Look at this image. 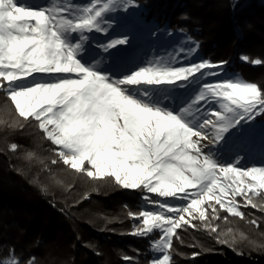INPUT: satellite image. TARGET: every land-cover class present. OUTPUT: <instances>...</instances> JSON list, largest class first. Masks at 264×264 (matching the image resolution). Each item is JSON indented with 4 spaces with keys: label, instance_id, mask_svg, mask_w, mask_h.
I'll use <instances>...</instances> for the list:
<instances>
[{
    "label": "snow or ice",
    "instance_id": "obj_1",
    "mask_svg": "<svg viewBox=\"0 0 264 264\" xmlns=\"http://www.w3.org/2000/svg\"><path fill=\"white\" fill-rule=\"evenodd\" d=\"M139 7L136 0H88L82 8L74 2L34 8L0 0V93L20 118L36 122L64 165L139 190L150 207L128 213L140 221L131 234L149 238L162 254L151 264H171L177 228L197 227L198 219L215 232L210 219H220L217 205L243 218L236 197H243L245 207H257L253 197L264 196V166L218 159L231 129L264 115V92L255 83L222 78L226 62L177 67L156 60L124 75L119 53L138 38V21L129 17ZM119 12L127 15H112ZM186 82L198 84L199 91L178 113L145 87ZM154 233L159 239H152ZM12 256V264H24Z\"/></svg>",
    "mask_w": 264,
    "mask_h": 264
},
{
    "label": "trees",
    "instance_id": "obj_2",
    "mask_svg": "<svg viewBox=\"0 0 264 264\" xmlns=\"http://www.w3.org/2000/svg\"><path fill=\"white\" fill-rule=\"evenodd\" d=\"M136 2L147 21L189 35L198 45L195 56L226 62V73L264 92V0ZM243 56L262 63L245 62ZM259 120L264 122V115ZM56 148L0 93V259L12 264L14 253L24 264L30 258L36 264H151L149 238L131 234L135 221L128 213L143 210L139 193L114 179L76 173L59 160ZM245 148L264 161V144ZM236 198L243 218L217 205L220 219L210 225L219 233L204 230L200 221L176 229L171 264H264V196L253 197L257 207ZM194 231L198 238L188 240ZM158 238L154 233L152 239Z\"/></svg>",
    "mask_w": 264,
    "mask_h": 264
},
{
    "label": "rangeland",
    "instance_id": "obj_3",
    "mask_svg": "<svg viewBox=\"0 0 264 264\" xmlns=\"http://www.w3.org/2000/svg\"><path fill=\"white\" fill-rule=\"evenodd\" d=\"M18 2L34 8L41 6L51 8L58 5H68L73 2L76 4L77 8H82L88 5V0H18ZM131 11L132 13L129 19L138 21L135 24V32L138 33V38L136 35H134L132 44L119 53V55H121L125 60L124 75L131 74V72L138 70L139 67L148 66L147 62L150 61H171L177 67L190 66V61H208L204 57L195 56L196 52L199 53V49L197 47L198 45L193 39L189 37V35L181 34L179 31H173L160 27V25L155 20L147 21L142 5H140L139 9H132ZM112 15L127 14L119 12L112 13ZM97 35L98 38H102V34ZM189 49H191V51H189ZM143 61L145 62L144 64ZM224 68L222 78L232 77L236 80L242 81L239 77L226 73ZM37 79H50V77L37 76ZM145 87L152 89L154 95L164 97L166 99L165 106L168 107L169 110L177 113L183 107H187L188 104L194 99L196 93L199 91L198 84L192 82H186L182 87L177 86L176 84ZM260 116L262 115H258L253 121H242L240 125L231 129L229 133L226 134L224 143L227 145V147L222 148L220 154H218V159L220 161L224 163H233L235 160L239 159L241 165L248 167L264 166L263 160L256 159V152H249V149L245 148V146L254 148L264 144V122L259 120ZM133 192L139 193V199L143 210L147 207H150L141 200L140 197L142 193L139 190H133ZM149 195L155 197V194ZM236 200L240 204L239 199L236 198ZM187 218L188 217L186 216V219ZM211 220L213 221V219H210V221ZM133 221H135L132 227L134 230V227L140 223V221L134 219ZM198 221V219L193 220V223L196 224ZM202 228L206 230L207 227L203 225ZM216 232L219 233V229H216ZM198 235L199 234L194 231L193 233H190L188 240L195 239L196 237L198 238ZM151 251L154 252L153 249H151ZM154 255L160 256V258H162V254L158 252H154Z\"/></svg>",
    "mask_w": 264,
    "mask_h": 264
}]
</instances>
